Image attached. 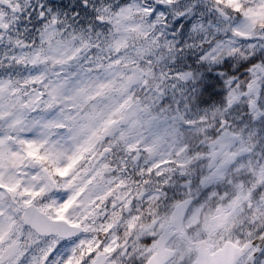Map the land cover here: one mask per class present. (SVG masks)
<instances>
[{
    "label": "snow or ice",
    "instance_id": "6c2138e0",
    "mask_svg": "<svg viewBox=\"0 0 264 264\" xmlns=\"http://www.w3.org/2000/svg\"><path fill=\"white\" fill-rule=\"evenodd\" d=\"M0 264H264V0H0Z\"/></svg>",
    "mask_w": 264,
    "mask_h": 264
}]
</instances>
